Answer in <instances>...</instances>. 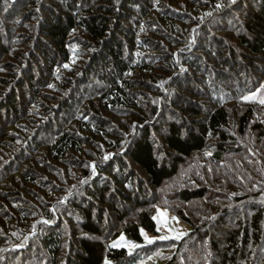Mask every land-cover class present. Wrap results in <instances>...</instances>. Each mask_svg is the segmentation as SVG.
Returning <instances> with one entry per match:
<instances>
[{
	"label": "trees",
	"instance_id": "1",
	"mask_svg": "<svg viewBox=\"0 0 264 264\" xmlns=\"http://www.w3.org/2000/svg\"><path fill=\"white\" fill-rule=\"evenodd\" d=\"M262 101L264 0H0V264H264Z\"/></svg>",
	"mask_w": 264,
	"mask_h": 264
},
{
	"label": "rangeland",
	"instance_id": "2",
	"mask_svg": "<svg viewBox=\"0 0 264 264\" xmlns=\"http://www.w3.org/2000/svg\"><path fill=\"white\" fill-rule=\"evenodd\" d=\"M2 40H4L3 36H2ZM27 98H28L27 94L22 95L23 100H26ZM0 115L2 116L1 112H0ZM43 135L44 134L40 131L38 134V138H41ZM122 152L123 151H121L120 154L117 156L122 157L124 153ZM114 156H115L114 153H109V154L105 153L101 158H99L98 162L104 161L108 165L109 161ZM98 162L97 161L91 162V165L93 166L92 168L93 172L95 171L94 168L96 164H98ZM128 168H130L129 165H128ZM95 174H96V171H95ZM78 190L79 189H77V192L74 193L73 195L74 201H78V199L82 195L81 191H78ZM70 197L71 195L68 194V196L66 197V201L69 200ZM140 197H141L140 199H142L143 201H150L146 193H142ZM153 219L155 221V232H149L144 229H141V235H142L141 243L128 239L124 235L119 234L118 236L114 237L110 241V245L115 246V247H124L130 253V260L131 259L133 260L134 257H136L137 259L136 261H138L140 264H146V263L147 264H161L162 260H157L153 258L154 253H156L157 251L167 252V250H169L170 247H172V245H175L176 243H178V241L181 238H183L186 234L190 232L191 227L188 224L181 221L180 219H178L168 208L163 207V206H154ZM112 223L114 225L113 220L110 224H108L107 227L102 228L103 234L107 232V230L109 231L112 229V227H114L112 226ZM35 232L36 230L32 231L31 233L35 234ZM177 236H179V239L176 238ZM161 237H167V239H161ZM149 240H151V243L148 242ZM13 247L20 248L18 244L14 245ZM151 251H154V252L149 253ZM139 255L140 256L145 255V257L140 258ZM184 257L188 261L192 260L191 252L185 253ZM193 260L194 262H197L196 259H193ZM179 262H180L179 264H183L182 260ZM103 264H113V262L110 259L106 258Z\"/></svg>",
	"mask_w": 264,
	"mask_h": 264
},
{
	"label": "snow or ice",
	"instance_id": "3",
	"mask_svg": "<svg viewBox=\"0 0 264 264\" xmlns=\"http://www.w3.org/2000/svg\"><path fill=\"white\" fill-rule=\"evenodd\" d=\"M218 7H219V5H218ZM262 103H264V101H262ZM176 238L179 239V236H177ZM161 239H167V237H161ZM148 242L151 243V240H149Z\"/></svg>",
	"mask_w": 264,
	"mask_h": 264
}]
</instances>
